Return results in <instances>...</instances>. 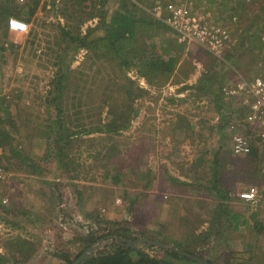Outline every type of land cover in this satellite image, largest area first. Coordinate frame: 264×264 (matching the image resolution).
<instances>
[{"label": "rangeland", "instance_id": "1", "mask_svg": "<svg viewBox=\"0 0 264 264\" xmlns=\"http://www.w3.org/2000/svg\"><path fill=\"white\" fill-rule=\"evenodd\" d=\"M33 1L0 0V253L11 259L6 264H68L61 257L64 252L74 263L91 246L99 245L90 252L93 256L132 240H139L137 247L150 255L165 258L167 248H151L143 240L167 239L173 248L179 241L188 248L191 241H184L185 235L196 228L198 233L209 231V236H203L202 242L207 241L197 249L203 256H195L214 264H264V231L253 219L256 214L264 223V198L254 206L244 198L251 191L263 196L264 154L254 163L235 154L230 131L207 118L204 99L197 104L202 97L190 101L186 95L183 104L176 100L170 94L171 81L182 75L174 74L161 91L152 86L171 74L147 81L137 73L146 67L141 57L145 49L165 60L178 58L180 47L185 58L195 54L193 45L201 49L200 60L202 50L212 55L201 45L181 42L163 21L164 13L156 12L157 1L179 0H133L148 14L139 7L134 10L142 18L137 36L115 50L135 67L115 62L102 40L77 47L60 30L79 22L85 34L99 20L92 15L105 12L109 18L119 0H40L28 19ZM181 1L212 21L231 22L236 39L244 36L248 42L261 28L258 35L264 39V0H251L245 8L236 2L238 9L230 0ZM4 3L9 4L10 17L29 24L28 32L11 28ZM163 40L170 45L164 46ZM183 62L190 66L187 59ZM58 82L60 88L54 89ZM51 92L59 105L49 102ZM128 105L126 115L136 111L128 128L115 133L96 130L107 121L125 122L112 111L124 112ZM175 106L183 107L174 119ZM190 110H202L198 121L203 128L190 126L195 121ZM208 123L212 129H204ZM217 166L221 188L228 190L225 207L242 213L246 221L242 219L237 229L226 212L218 216V200L209 189ZM115 175L120 176L118 183ZM91 237L95 241L90 244ZM17 241L25 242L22 254L9 250ZM182 264L197 263L188 259Z\"/></svg>", "mask_w": 264, "mask_h": 264}, {"label": "trees", "instance_id": "2", "mask_svg": "<svg viewBox=\"0 0 264 264\" xmlns=\"http://www.w3.org/2000/svg\"><path fill=\"white\" fill-rule=\"evenodd\" d=\"M39 1L40 0H34L33 3H29L30 9L28 10V13H29L28 19L34 17V14L40 3ZM230 1L234 2V6H235L234 9H238V7L236 6L238 5L237 3L240 4V8H245L246 4L249 5V2H251V0H230ZM131 2L133 4H131ZM103 3L105 2L103 1ZM4 4L5 5H3V9L8 14L6 16L9 18L10 15H12L11 13L12 11L8 10L9 4L7 3H4ZM138 7L144 13L146 12L144 11L142 7L139 6V4L135 3L133 0H119V5L117 9L110 15L109 18L106 17L107 14L105 12H103L101 15H95V14L92 15L94 18L95 16H99L98 17L99 20L97 21L95 26L89 27L88 32H86L85 34L81 33V25L79 22H76L75 25H70L69 23L68 25H63V26H61L59 23V25L62 27L60 30L64 36L63 38H68V41L70 40L69 42L75 44L77 47H82V46L89 47L92 45L93 41L100 43V41L102 40L103 42L101 41V43L108 50L109 52L108 55L115 62L118 60V64L120 65L122 64L123 67H132V66L135 67V64L133 63L134 61L129 60L128 56L123 55V53L118 52L119 54H117L115 49L118 50L124 44L128 45V41L129 40L133 41L134 38L137 36V32L139 30L138 22L142 19V18H139L134 13V10L138 9ZM14 15L19 18H24L19 12L18 14L14 13ZM143 20H147V19H143ZM67 21L70 22L68 18H67ZM230 23L231 22L227 24L226 23H223V24L226 25L231 30L232 25ZM252 26L254 25H251V27ZM255 26H258V25H255ZM262 29L263 28L259 30V33L257 31V33L253 35L254 38L249 39L250 41L248 42H246V39H245L246 37L243 36L242 38L241 36V39L239 40L240 41L239 45L242 51L239 56L242 58H246V60L248 61L250 65L259 66L258 72L261 74H264V46L261 42V37L258 35L260 34V31ZM95 32H97V34ZM233 56H235L234 53L233 54L228 53L227 54L228 61L232 60ZM141 57L144 58V60H146V64H145L146 67L143 69L141 68L138 69L137 73L145 77L147 81H151L155 79V77H158V79L162 80L166 76H169L175 68L174 63L176 62V59L173 56L165 60V58H162V55H160L159 53L152 51L150 54H148L145 49ZM237 59L238 58H235L234 61H236ZM61 62H63V58H60L58 64L60 65ZM233 65L236 66L234 63ZM130 81L132 83L134 82L133 80H130ZM58 88H60L59 82L54 85V89H58ZM125 95H126V98L129 99V86L126 87ZM56 98L57 97H55V92H51V97H49L48 100L51 104L59 105V101L54 100ZM130 108L131 107H129L128 105L125 107L124 112L116 113L112 111V113H114L116 117L121 116L120 119L125 120V122L122 121L121 123H119L120 120L118 119H115L112 122L107 121V122H104L102 125H99L96 128V130H99V131L106 130V131L115 133L116 131H119L120 129L128 128L132 122V118L136 114V111L132 109L130 111V114L126 115V111L129 112ZM259 147L261 148L260 149L261 151L259 150ZM263 152H264V141L263 142H261L260 140L257 142L255 141L253 148H252V153L248 155V160L251 163H254L257 157L261 158L263 156L264 154ZM251 163L247 164V166L252 165ZM218 173H219V170L217 166V170L214 174L213 183L209 187L210 191L216 194L215 198L218 200V204L216 206V209L219 212L218 216H221L223 214L225 215L227 213L232 221L234 229H237L238 224L244 218V215L242 213H237V212L235 213L234 211L230 209L228 210L227 207H225V201L226 199H228V195H227L228 190L226 191L225 188H221V185L219 183L220 179H219ZM113 181L115 183H118L120 181V176L115 175L113 178ZM253 217H254L253 219L255 221V224L261 227L260 229H263L264 231L263 221H261L259 217H257L256 214H254ZM243 222L244 223L246 222L245 219H243ZM165 225L168 226L170 225V223H165ZM196 231H197V228L192 233L188 232L185 235L186 240L184 241H189V242L191 241L190 243H186V244H190V247L188 248L183 247L182 245L184 244H182L179 241H174V245L177 247V248L175 247V249L189 252L193 255L201 254L203 256L202 253L197 252V249L200 246L199 244H202L207 241L205 239L204 242H202L203 236H207V235L209 236V231H201L200 233ZM192 237H193V241H192ZM188 238L189 240H187ZM26 241L30 245V242L28 240ZM94 241L95 240L93 239V237L89 239L90 244L93 243ZM168 242L169 240L167 239H165V241H161V243H164V244H167ZM191 243L193 244V246L195 245L196 246L192 248ZM24 245H25L24 241H17L13 244V246L9 250L11 251V253L22 254L26 248ZM146 245H148L151 248L155 247L154 245H150V244H146ZM159 248L165 249L162 247H159ZM163 251L166 253L167 257L159 258V257L150 255L148 252L141 250L137 246L134 247L130 245L120 244V245H117V247L114 250L99 252L97 255L90 256L87 259L83 260L80 264H182L183 260L189 259L188 257L181 255L177 253L176 251H173L170 249H165ZM61 254H62L61 257L68 264L73 263V259L71 258L70 254L66 252L61 253ZM229 254L231 255V251L229 252ZM231 256H233V254ZM167 258L174 259V261L169 262ZM10 260L11 259H7L3 253H0V264L10 263ZM209 262L212 263V261L210 260Z\"/></svg>", "mask_w": 264, "mask_h": 264}, {"label": "built area", "instance_id": "3", "mask_svg": "<svg viewBox=\"0 0 264 264\" xmlns=\"http://www.w3.org/2000/svg\"><path fill=\"white\" fill-rule=\"evenodd\" d=\"M179 2L164 4L157 1L156 12L159 15L164 13L163 21L177 33L181 42L201 45L218 60L228 62L227 50L232 43L239 42V37L234 38L231 30L223 23L196 14L188 2ZM9 23L12 29L22 32L29 30V24L24 20L10 17ZM234 70L236 71L235 68ZM237 80L236 87L223 88L224 95L243 98L249 110L241 119L229 123L232 133L231 149L237 155L248 156L252 153L257 137L264 141V74L251 79L238 73ZM241 127L247 131H240ZM2 177L0 170V178ZM244 198L248 204L256 205L264 198V190L263 196L251 191L246 193Z\"/></svg>", "mask_w": 264, "mask_h": 264}, {"label": "crops", "instance_id": "4", "mask_svg": "<svg viewBox=\"0 0 264 264\" xmlns=\"http://www.w3.org/2000/svg\"><path fill=\"white\" fill-rule=\"evenodd\" d=\"M171 33L175 37V32L171 31ZM163 42H164L163 43L164 46L165 45L169 46L171 41L163 40ZM261 42L264 46V40L262 37H261ZM191 48L195 54H192L189 50L190 53L188 54V56H190V54L191 56L190 57L187 56L186 58L185 56L183 57L184 52H185L184 49L183 48L181 49V47L178 48L177 51L179 50L181 51L179 53L180 56L178 58L175 57L176 59V62L174 63L175 68L173 72L171 73L170 79L162 83H159L157 87L155 85L152 86V84H150V86L161 90L167 83L170 82L174 74L177 73L179 75H182V77L176 79L175 81L174 79L171 81L172 84L170 88H171L172 93L170 94L174 95V97L176 96L177 98H179V99H176V98H172V99L174 100L176 99L178 101L181 100L183 104V102L185 101L184 98L187 97L186 95L189 96L190 101L196 99V97L198 96L202 97L197 101V104L202 99H204V102L202 103L205 104L204 111L206 112V115H209V117L207 118L218 120V123H219L218 125H220V127H225L228 130V132L230 131V134H232L229 128V123L231 121H237L238 119H241V117L245 116V114L248 112L249 109H248V104L245 103V100L243 98H240L237 96L229 97V96L224 95L223 88L224 87H236L238 83V80H237L238 73H242L251 79L253 77H256V75H260L261 73L258 72L259 66H252L248 63L246 58L240 57L239 55L241 54L242 50L240 48V45H237L236 43H232L231 47L227 50V54L231 52L232 54L233 53L235 54V56L232 57V60L228 62L227 60L220 61L215 56L210 55L208 52H207L208 53V56H207L203 50H202L203 55H201L203 56V59L200 60L199 57H197V52L201 49L196 47V45H193ZM234 57L238 59L234 61L235 60ZM209 58H212L213 60L207 61V59ZM186 59L189 61L188 63H190V66H187L185 62H183ZM233 63L236 66H234ZM203 68L205 70L201 71ZM234 68L236 69V71L234 70ZM164 88L161 91H163ZM166 93H169V90H167ZM169 100L170 99L168 98V101ZM213 106L215 107L214 109H213ZM182 107L175 106L173 108V115L171 116V118L175 119L177 113H178L177 115L178 117L179 113H182L181 112ZM166 108L167 107H165V109ZM208 108L211 110L210 112H208ZM195 109H198L197 106ZM162 112H166V110H163ZM200 112H202V110H196V111L190 110L189 115L193 116L195 119V121L193 120L190 126L194 129L204 127L203 124L198 121L200 117ZM164 116L166 115L164 114L158 120L159 130L161 129ZM208 128L212 129L213 124L210 125L208 123L204 129H208ZM240 131H244V128L241 127ZM245 131H247V129ZM206 134L208 135L209 133L207 132ZM160 137H161V132H160ZM195 137H198V133L195 134ZM259 140L263 142L262 138L257 137L256 142ZM260 149L261 148L259 147V150ZM159 175H161V173ZM172 175L180 179V177L176 176L175 174H172ZM147 188L144 187L142 191L148 192ZM157 217L159 220L168 221V218H165V217L163 218L160 216H157ZM170 217L171 215L169 214V218Z\"/></svg>", "mask_w": 264, "mask_h": 264}, {"label": "water", "instance_id": "5", "mask_svg": "<svg viewBox=\"0 0 264 264\" xmlns=\"http://www.w3.org/2000/svg\"><path fill=\"white\" fill-rule=\"evenodd\" d=\"M138 242H139V240H135V241L132 240L129 243H125V245H131V246L136 247L137 246L136 243L138 244ZM143 242L148 243L150 245H154L156 247H162V248H167V249L176 251L177 253L184 255V256L188 257L189 259L193 260L197 264H212L207 259H205L201 256L200 257L195 256L189 252H185V251H181L179 249H175V248H173V246H168L167 244H164V243H160V242L149 240V239H145V240H143ZM98 247H99V245L91 246L89 248V250L85 251L76 261H74L73 264H80L83 260L87 259L90 256L91 251L96 250Z\"/></svg>", "mask_w": 264, "mask_h": 264}]
</instances>
